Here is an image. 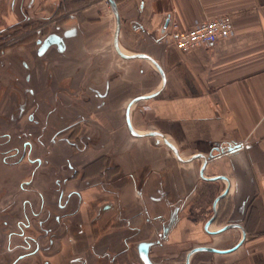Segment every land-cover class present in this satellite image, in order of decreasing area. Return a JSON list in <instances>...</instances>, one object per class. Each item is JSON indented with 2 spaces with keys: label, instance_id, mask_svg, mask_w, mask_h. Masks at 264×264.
Here are the masks:
<instances>
[{
  "label": "crops",
  "instance_id": "1",
  "mask_svg": "<svg viewBox=\"0 0 264 264\" xmlns=\"http://www.w3.org/2000/svg\"><path fill=\"white\" fill-rule=\"evenodd\" d=\"M54 1L0 0V28L25 18L32 23L48 19ZM115 1L117 31L106 0L82 9L67 6L76 16L63 27L75 31L67 40L71 72L84 85L106 92L105 121L124 126L113 136L121 147L119 161H130L140 178L147 168L153 170L146 178L149 194L160 178L168 193L188 204L178 225L190 236L186 242L223 250L242 240L230 252L202 251L191 264H264V0ZM221 15L232 18L228 37L187 52L173 46V23L186 30ZM29 53L15 44L0 55L5 64L0 65V220L18 215L26 198L34 210L39 204L36 172L30 184L34 190L23 193L19 187L35 164L24 162L19 148L7 153L18 146H10L14 137L5 140V132L17 124L6 119L16 101L1 87L9 84L8 70L19 76V60L31 59ZM47 66L58 68L51 61ZM140 96L148 97L126 113L128 103ZM127 121L138 137L129 132ZM215 148L219 153L210 157ZM6 243L0 230V248Z\"/></svg>",
  "mask_w": 264,
  "mask_h": 264
},
{
  "label": "flooded vegetation",
  "instance_id": "2",
  "mask_svg": "<svg viewBox=\"0 0 264 264\" xmlns=\"http://www.w3.org/2000/svg\"><path fill=\"white\" fill-rule=\"evenodd\" d=\"M90 2L55 0L50 18L36 23L25 18L0 28V55L20 44L32 59L19 60V76L8 70V95L16 104L6 119L24 124L17 135L5 132L7 142L20 141L7 153L19 148L21 159L35 164L30 179L20 181L23 193L31 190L34 173L50 164L55 194L49 208L38 189L37 209L26 198L18 215L0 220L7 241L0 264H191L199 248L209 246L196 240L188 245L178 227L188 204L168 193L160 178L149 194L146 178L153 170L147 168L140 178L130 161H119L121 147L105 146L103 140L113 138L116 129V122L108 126L104 119L106 92L84 85L69 68L67 40L75 31L63 24L76 14L67 6L82 9ZM50 61L58 68L47 66ZM37 146L45 154L32 157ZM215 149L210 157L219 153ZM188 215L195 219L194 213Z\"/></svg>",
  "mask_w": 264,
  "mask_h": 264
},
{
  "label": "built area",
  "instance_id": "3",
  "mask_svg": "<svg viewBox=\"0 0 264 264\" xmlns=\"http://www.w3.org/2000/svg\"><path fill=\"white\" fill-rule=\"evenodd\" d=\"M171 40L173 46L180 52H187L198 46H210L221 38L228 37L233 32L230 15H221L204 21L196 22L186 30H178L173 23Z\"/></svg>",
  "mask_w": 264,
  "mask_h": 264
},
{
  "label": "rangeland",
  "instance_id": "4",
  "mask_svg": "<svg viewBox=\"0 0 264 264\" xmlns=\"http://www.w3.org/2000/svg\"><path fill=\"white\" fill-rule=\"evenodd\" d=\"M91 1H93V0H91ZM3 86H4V89L6 90H8L10 87L8 86V84H5V85H2L1 87L3 88ZM3 90V89H2ZM5 90H3L2 91V93H1V95H4L5 93H3V92H6ZM50 92H48V94H49ZM49 98V97H48ZM108 126H109V122H108ZM114 126V125H113ZM22 128L21 127V125H20V123H17L16 125H13V126H10V129H8L10 132H12V133H14V134H16L17 135V133H18V131H19V129L20 128ZM118 127H124L123 125H120V123H116V129L118 128ZM116 129H114V130H116ZM118 130H119V128H118ZM123 130H124V128H123ZM106 140H103V142H104V144H105V146H107V148L109 149V148H114L115 146H118L119 144H115V142H117V143H119V140H117V139H115V138H109V137H107V138H105ZM32 141H34V139H32ZM120 141H121V139H120ZM144 142H140V143H137L138 144V146H141L142 144H143ZM20 144V141L19 140H17L16 139V137H15V139L12 141V142H10V146H15V145H19ZM162 145H163V143H161ZM8 146V145H7ZM49 149V148H48ZM41 152H43V154H45V152H44V150H42L41 148H39L38 146L36 147V148H34L33 149V152H32V157L33 156H39V154L41 153ZM38 154V155H37ZM44 156V155H43ZM47 158L48 157H50L49 156V154H47V155H45ZM51 165L49 164V165H46V166H44V167H42V169H40L38 172H37V174L35 175V180L36 181H39L38 182V184H39V188L43 191V194L45 195V197H46V200L48 201V203H49V208H50V205L52 204V201H50V200H52V198H53V190H52V187L51 186H53V176H52V173H53V170H52V168L50 167ZM29 173H30V171L28 172V178H29ZM34 183V182H33ZM32 190H34V188L32 187V186H29ZM55 195V194H54ZM46 205H48V204H46ZM48 207V206H47ZM188 237V239L190 238V236H187ZM192 242V240H187V243H188V245L190 244ZM199 242L198 241H196V244H198ZM204 243V242H203ZM192 244V243H191Z\"/></svg>",
  "mask_w": 264,
  "mask_h": 264
},
{
  "label": "water",
  "instance_id": "5",
  "mask_svg": "<svg viewBox=\"0 0 264 264\" xmlns=\"http://www.w3.org/2000/svg\"><path fill=\"white\" fill-rule=\"evenodd\" d=\"M107 1V3L109 4V6H110V8H111V11H112V13L114 14V17H115V22H116V31H117V29H118V24H119V14H118V9H117V5H116V1L115 0H106ZM115 48H116V51L120 54V52H119V50H118V47H117V44H116V42H115ZM121 56H122V54H120ZM153 61V60H152ZM155 63V62H154ZM156 64V63H155ZM156 66H158V64H156ZM148 96H140V97H136V98H133L129 103H128V106H127V109H126V113H128L127 111H129V108H130V106L134 103V102H136L137 100H141V99H145V98H147ZM127 127H128V130H129V132L133 135V136H136V137H138L140 134H138V133H136L132 128H131V126L129 125V122L127 121ZM147 135H152V136H154V135H156V134H154V133H148ZM166 141V140H165ZM167 143H169L168 141H166ZM169 145L171 146V148L174 150V152L176 153V150H175V148L173 147V145L171 144V143H169ZM206 159H204V166H205V164H206ZM201 176H202V172H201ZM222 178H224V177H222ZM221 178V179H222ZM212 179H215V178H212ZM227 191H228V187L227 188H225L224 189V191H223V193L221 194V195H225L226 193H227ZM220 197V196H219ZM209 222L210 221H208V224H209ZM229 226H225V227H223L222 229H220L219 231H222V230H225V229H227ZM241 244V241L239 242V243H237L235 246H233L232 248H230V249H226V250H217V249H214V248H210L209 249V247L207 248V247H202V248H199V251H203V250H208L209 252L210 251H213V252H218V253H226V252H230V251H232V250H234L235 248H237L239 245Z\"/></svg>",
  "mask_w": 264,
  "mask_h": 264
}]
</instances>
